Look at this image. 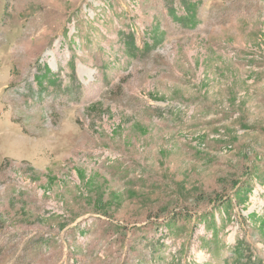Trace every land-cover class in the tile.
Masks as SVG:
<instances>
[{
	"label": "rangeland",
	"instance_id": "374dc122",
	"mask_svg": "<svg viewBox=\"0 0 264 264\" xmlns=\"http://www.w3.org/2000/svg\"><path fill=\"white\" fill-rule=\"evenodd\" d=\"M0 264H264V0H0Z\"/></svg>",
	"mask_w": 264,
	"mask_h": 264
}]
</instances>
